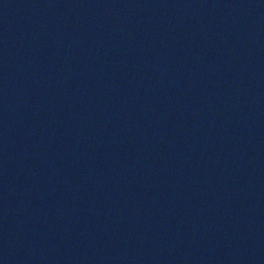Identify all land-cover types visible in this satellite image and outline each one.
<instances>
[{
  "label": "water",
  "instance_id": "water-1",
  "mask_svg": "<svg viewBox=\"0 0 264 264\" xmlns=\"http://www.w3.org/2000/svg\"><path fill=\"white\" fill-rule=\"evenodd\" d=\"M0 264H264V0H0Z\"/></svg>",
  "mask_w": 264,
  "mask_h": 264
}]
</instances>
